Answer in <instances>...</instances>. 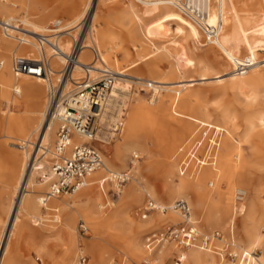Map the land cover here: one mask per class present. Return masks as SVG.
Returning a JSON list of instances; mask_svg holds the SVG:
<instances>
[{
    "label": "bare ground",
    "instance_id": "1",
    "mask_svg": "<svg viewBox=\"0 0 264 264\" xmlns=\"http://www.w3.org/2000/svg\"><path fill=\"white\" fill-rule=\"evenodd\" d=\"M137 1L142 5L139 9L136 8L132 0L70 1L71 6L67 8L71 12L81 11V6L85 7V12L79 13L72 21H67L64 30H62L64 32L49 37V40L60 50L57 54L52 55L49 45L44 48L45 55L50 56L52 80L53 76L55 80L59 77V71L64 63L62 54L70 51L73 40L77 37L81 29V23L85 18L88 19V23L87 28L84 29L85 32L80 37L82 46L78 59L81 63L91 62L90 48H96L99 59L94 62L95 68L100 66L99 60L108 62L113 66L117 63L112 51L116 45L114 44L115 36L109 26V23L113 21L124 25L133 41L140 38L152 43L151 51L141 54V61L149 59L154 51H162L161 47L154 44L157 39L174 38L173 43L180 46L179 49L186 66H193L195 59L188 56L187 49L183 45L184 42L182 43L177 39L182 38L184 41L197 42L200 46L210 44L211 46L208 49L211 52L212 61L221 63L224 71L216 72L214 77L209 78L211 66L205 65L202 59H196L202 66L198 73V80L203 83L213 79L218 82L217 85L236 90L246 82H256L260 71H264V57L260 56V52H264V9H262L264 0H181L183 5L193 4L199 10L207 9L210 23H214L218 12L221 13L223 22L221 32L216 39L208 43L205 38V41L201 42L202 31L182 15L175 5L169 4L165 0ZM32 7L33 0L0 1V16L2 17L0 21L11 22L13 27L17 28H13L12 32L25 36L31 42L29 44H18L17 42L13 44V39L4 35L5 38L0 37V63H2L0 68V179L3 185L11 189L12 194V203L4 220V224L8 225L6 235L11 234L16 228L19 236L26 239L24 241L25 247L32 248L38 257L46 256L48 264H80L79 261L76 262V255L80 256L82 252V247H80L75 236L77 218L82 216L90 224L95 235L105 234L106 238L121 237L118 219L124 214L122 212L124 205L135 196L136 187L132 183L120 197L117 208L106 218H100L97 209L102 206L103 183L107 178L113 180L112 175L116 172L114 162L117 161L121 167H124L126 155L139 147L140 142L146 140L162 141V138H165L166 133H168V129L164 125V118L166 117L170 123L176 124L179 129L184 128L189 131H193V128L201 122L200 111L192 105V102H196L198 97V94L191 88L196 79L191 77L188 80L184 79L176 82H168L159 78L145 79L133 69L140 63L138 59H133L129 63L120 66L116 70L120 75L119 82L117 81L111 95L119 97L122 94L127 96L129 94L131 101L130 109L124 116L123 128L118 134L114 154L115 161L105 160L99 169L87 177L86 184L83 187L72 193H66L69 195L76 192L71 198L56 199L61 194L46 197V186L49 185L53 177L50 172L47 174L45 168L51 163L48 157L49 155L50 159L52 157L56 140L57 121L45 116L47 101L43 111L31 107L28 110L29 115L14 114L19 111L17 104L21 103L20 100L24 94L29 95L30 98H35L43 96L44 91L47 90L46 79L34 77L27 73L14 75L11 70L13 55H23L31 59H38L40 56L34 45L33 34L44 31L46 29L45 25L38 20L32 21L25 15L22 18H14L18 10L22 11V14L29 13ZM105 10L108 13H99ZM64 14L70 15L72 13ZM18 23L20 26H16L19 25ZM23 24L27 28L22 27ZM0 31L2 32V30ZM66 37H69L70 41ZM168 50L165 48L162 52ZM124 55L128 56V53L124 51ZM3 63H5L4 67H2ZM90 73L91 76L94 75L95 70L93 69ZM146 73L151 77L155 75L154 71ZM80 76L81 78L84 76L83 70L80 65H76L72 68L70 77L65 82L64 90L68 92L72 88L71 86L79 81ZM135 79L150 82L152 89H161V91L166 92L156 106L147 108L136 88L134 92L126 91L129 82L139 84ZM168 91L173 92L172 97L167 93ZM168 98H171L169 105L166 102ZM4 101L8 103V107L5 109L1 106ZM148 103L155 104V101H148ZM249 106H251L250 103L247 104V107ZM257 106L251 117L245 120L246 130L244 134L248 135L255 132L264 145V99L257 103ZM232 121L233 117H224L223 120L224 123ZM149 125L155 131L152 134L143 133V129ZM34 131H37L35 139ZM94 138L102 142L97 134ZM81 141L91 142L84 135L75 134L71 138L73 143H80ZM52 143H54L53 147ZM172 144L178 145V139ZM8 147L16 151L11 152ZM28 147H31V149H28ZM142 149L145 155L148 156L149 150ZM228 149V147H225V152H227L225 156L231 157L236 163L231 168H227L226 164L218 158L217 164L216 160L214 165L201 167L197 174L191 177V192L197 205L206 204L207 206V211L204 214L207 226H218L220 223L225 222L229 219L231 212L239 215L243 214L244 216L238 222L235 218H230L228 222L229 235L213 240L214 249L204 250L195 245L182 249L181 253L190 254L193 264H216L214 254L220 255V248L227 243L231 245L232 250L235 252L243 250L255 252L262 243L261 226L258 224L264 217V213H258L256 208L257 202L261 199L260 189L248 178V164L245 160L240 159L239 156L229 155ZM257 166L260 168L263 165L258 163ZM171 168L179 173L178 157L174 158ZM237 172L240 173L238 178H236ZM108 174L110 175L108 176ZM38 175L41 176L42 181L37 179ZM134 180L136 182L137 178H134ZM180 185L185 187L183 181ZM115 186H117L116 183ZM237 188L243 189L245 194L249 193L248 202L244 205V209L241 207L243 200L236 202L233 196V191ZM180 195L183 197L184 194L180 193ZM44 199L46 200L44 201ZM82 199H86V202H82ZM174 201L176 200L170 197L168 204H172ZM170 211L173 210H169L168 213L157 212V218L162 222L168 219L172 220V218L175 219L174 211ZM34 217L40 220L41 225L48 231L40 242L35 241L32 238L33 235H26L28 228L25 221ZM55 217L58 218L53 219ZM34 221L36 220H31V225L38 224ZM32 222L34 223L32 224ZM235 222L240 226L245 237V242L242 244H238L232 236L231 226H234ZM104 236L96 237L103 239ZM121 239L124 241V238ZM47 240H52L58 250H47L44 245ZM1 241L2 238L0 237V264H13L11 260L4 259L7 244L3 243L1 246ZM94 243L93 241L87 245L92 252L95 250ZM130 244L129 241L127 246H130ZM177 250V246L172 243L169 248L165 247L157 252V255L152 258L151 264H164L165 258L174 255ZM21 260L18 264H36L29 253L24 254ZM148 262L146 260V263ZM251 264H264V256L256 255L251 260Z\"/></svg>",
    "mask_w": 264,
    "mask_h": 264
},
{
    "label": "rangeland",
    "instance_id": "2",
    "mask_svg": "<svg viewBox=\"0 0 264 264\" xmlns=\"http://www.w3.org/2000/svg\"><path fill=\"white\" fill-rule=\"evenodd\" d=\"M14 1L16 2V0ZM14 1L11 0V2ZM70 1L72 0H33V7L32 9L30 8L29 13H53L46 19L44 24L45 27H47V25H49V23H51L55 19H62V22L65 25L67 23L66 19L68 18V15L64 13H77L76 16H78L79 13L83 11L85 12L84 6H81V11L79 12H71L69 8H67L71 6ZM132 2L137 9L142 6L134 0H132ZM262 9H264V6L262 7ZM16 13L17 14L14 15V18L17 19L22 18V16L24 15L20 10H18ZM99 13H108V11L105 10ZM1 18L2 17L0 16V19ZM109 26L115 36L114 44L116 45L113 47L112 51L116 57L117 63L113 66L108 62H104L112 69L118 70L120 66L129 63L133 59H138L140 63L133 69H135L136 72L143 76V78L145 79L159 78L168 82H176L184 79L188 80L191 77L195 78L196 82L191 86V88L198 94V97L196 101L197 103L192 102V105H194V107H196L200 111L202 119L201 122H199L193 128V131H189L184 128L179 129L176 124L170 123L167 117L164 118V125L165 127H167L166 129H168L167 131L169 133H166V139L163 137L162 141L146 140L140 142L139 147L130 151L126 155L124 167H121L114 158L115 146L116 142L118 141V134L121 132L123 126L120 132L114 135L108 141L104 140V133L99 132L100 135L97 134L98 138H100L102 142L97 140L96 142H93V145L101 151L103 162L105 160L115 161V174L124 171H130L131 175L130 179L120 187V190L117 186H115L114 181H110V178H107L104 181V192L102 193L101 200L102 206L97 209L100 218H106L117 208L120 197L124 192H126V190H128L130 184L134 183L136 188L134 198L127 201L122 210L124 214L118 219L121 237L106 238L104 236L105 234L101 236L95 235L90 224L82 216L77 218L75 236L78 239L80 247H82L81 254H84L87 257L85 264H143L144 262L146 263V260L149 261L146 264H151L153 260L152 258L157 255V252H159L161 249H164L165 247H170L173 242L155 247L156 243L154 242L146 244L145 238L148 235H152L159 229L166 228L169 224H178L182 221V219L177 213L173 211L170 212H173L175 219H168L165 222H162L157 218V212L150 214L146 219H141L139 215V208L142 206L146 198H153L163 204H168L170 201V197L174 198V200L184 199L190 206L191 217L197 223L198 230L200 232L208 233L214 230H218L224 237H227L229 235L228 222L230 218H235V220L238 222V220H240L244 215H239L235 212H231L229 219H227L225 222L220 223L218 226H207L204 220V214L207 211V206L206 204L199 206L195 203L191 192V177L180 175V173L175 172L171 168V164L174 161V158H177L179 156L178 149L182 146L181 144L186 140V138H188L189 135L193 133L196 134L197 129L200 126H208L213 128L217 127L218 130L221 128L224 130L220 138L216 164L218 163V158H220L226 164L227 168H231L236 163L231 157L225 156V153H227L225 152V147L229 148V155L239 156L240 159L242 158L243 160H245V162L248 164V178L252 180V183H254L261 192V199L256 204V208L258 210L257 212L260 214L264 213V145L260 138L255 134V132H251L248 135L244 134L246 130V118L251 117V115L253 114V110L258 107L257 103H260L264 99V71H260L256 82H246L236 90L226 89L221 85H217L218 82L213 79H210L209 81H205V83H203L202 81L198 80V73L200 67L202 66L196 61V59H202L205 65L208 64L211 66L212 69L210 71V75L208 76L209 78L214 77L216 72L224 71L221 63L212 61V55L208 49V47L211 46L210 44L200 46L197 42L189 40L184 41L182 38H175L177 40H180L182 43L184 42L183 45L187 49L188 56L195 59V64L193 66H186L185 60L182 57L179 49L180 46H177L173 43L174 38L166 40L157 39L154 41V44L156 46L161 47L162 51H164L165 48L169 50L167 52L154 51L153 55L149 59H147L146 61H141V54L151 51V47H153L152 43H150L149 41L141 40L140 38L133 41V39H131V37L129 36L126 27L119 23L111 21L109 23ZM22 27L27 28V26L24 24ZM1 36L5 38L0 31V37ZM66 39L70 41L69 37H66ZM204 41V36L202 35L201 42ZM13 44H16V41H13ZM124 51L128 53V56L124 55ZM260 54L261 57H264L263 51H261ZM92 57L93 55L90 52V59H92ZM4 66L5 63H3L2 67ZM148 71H154L155 75L151 77V75L146 73ZM53 81H56L54 79V76ZM129 84H127L126 91L130 90V92H134V89L136 88V91L142 99L143 104L147 108L156 106V104H158V102L162 99V96L166 93L162 90L158 94V97L155 100V104L148 103L149 91L147 89H145L144 91L141 90L132 82H129ZM167 93L172 97V91H168ZM128 96L125 94L119 96L120 98L126 100L124 116L130 109L131 97ZM47 98L48 97L46 90L43 97L44 104L41 108L42 111L45 107ZM20 101L21 103L17 104L19 111L15 112L14 114L20 116L29 115V107L25 109L26 102L24 101V99H21ZM166 102L169 105L171 102V98H168ZM249 103L251 104V106L247 107V104ZM1 106L5 109L8 107V103L4 101L1 103ZM224 117H233V121L224 123ZM124 122L125 120L123 119V124ZM154 131L155 129L149 125L146 126L142 132L146 134H152ZM212 131L214 130L212 129ZM33 134L35 139L37 131H34ZM169 137L171 138V140ZM176 139H178V145L175 146L174 144H172V142L176 141ZM53 144L54 143H52V147ZM8 148L13 149L11 147ZM29 148L31 149V147H28V149ZM142 148L149 150L148 156L145 155ZM13 151L16 150L14 149ZM20 152L22 151L20 150ZM133 152H136L139 155V159L133 161L132 164L131 154ZM48 160L51 161L50 155L48 157ZM258 163H262L263 166L258 168ZM50 164L51 163H49L45 168L47 174H49L48 172ZM238 174L240 173L237 172L236 178H238ZM109 175L110 174H108V176ZM134 178H137L136 182ZM37 179L42 181L41 176L39 175L37 176ZM182 181L184 182L185 187H181L180 184ZM48 186L49 185L46 186V191L48 190ZM180 193H183L185 196L183 195V197H181ZM234 193L235 190L233 191V196ZM75 194L76 192L69 195L61 194L60 196H57L56 199H69ZM248 198L249 193L247 192L241 204V207L243 209L244 205H246V203L248 202ZM82 202H86V199H82ZM11 203V189L3 185L0 179V237L2 238L1 246L3 245V243L7 244L4 259L11 260L13 264H18L22 261L21 259L22 257H24V254L29 253V255L34 258L36 264H48L46 256L38 257L32 248L25 247L24 241L26 239H23L21 238V236H19L18 232H16V228L11 234L6 235V233L8 232V225L4 224V220ZM168 212L169 211L165 213ZM57 218L58 217H55L53 219ZM80 219L87 225L88 232L86 235L80 234L78 231L77 225ZM31 220H36L34 222H37L38 224L31 225ZM25 222L28 228L26 231V235H33L32 238L37 242H40L42 238H44L43 236L48 233V231L45 230V227L41 225L40 220L36 219L35 217L32 219L28 218ZM34 222H32V224ZM258 225L261 226L260 233L262 234V243L260 244L259 248L256 249V252L257 255L264 256V217L259 221ZM231 227L233 230L232 236H234L236 242L238 244L244 243L245 237L241 231L240 226H238V224L235 222L234 226ZM96 236H104L105 238H97ZM121 238H124V241H122ZM93 241L95 242L94 252H92L87 246L90 242ZM129 241L131 244L130 246H127ZM227 244H224L222 248H220L219 253L222 257L219 254H214L216 264H230L227 260V257L223 256L221 253V250L223 249V247L225 248ZM44 245L46 246L47 250H58V247L52 240H47L46 242H44ZM229 249H232L230 245L228 246L227 250L229 251ZM172 257L173 255L170 257H166L164 264H171ZM78 258L79 255H76V262H78ZM184 264H193L191 256L188 253H184Z\"/></svg>",
    "mask_w": 264,
    "mask_h": 264
},
{
    "label": "built area",
    "instance_id": "3",
    "mask_svg": "<svg viewBox=\"0 0 264 264\" xmlns=\"http://www.w3.org/2000/svg\"><path fill=\"white\" fill-rule=\"evenodd\" d=\"M135 1L139 3V1ZM165 1L175 5L182 15L192 21L202 31L207 43L218 37L223 26L220 12L217 13L214 23H210L209 13L205 8L199 10L193 4L183 5L181 0ZM87 23L88 19L85 18L81 23V29L77 37L73 40L70 51L62 54L64 63L55 82L52 80V70L49 63L50 56L45 55L44 48L49 45L52 55L60 51L49 40V37L64 32L62 31L64 30V23L61 19L53 20L47 25L45 31L33 34L35 48L40 53L38 59H31L23 55H13L11 61V70L14 75L27 73L47 81L48 98L45 116L56 120L57 128L49 166V172L53 178L49 182L46 197L72 193L83 187L86 184L87 177L103 164L101 151L93 145V142L97 141L94 138L95 135L99 134V132L104 133V140L108 141L118 134L123 126L125 99L111 95L120 76L118 71L112 69L102 60H99L100 66L96 67V69L94 62L99 59V55L94 47L90 48L93 55L91 62L81 63L78 59L82 46L80 37L85 32L84 29L87 28ZM0 26L5 37L13 39L18 44L31 43L25 36L12 32L15 27H13L11 22L0 21ZM16 26H20V24ZM76 65H80L84 76L79 81H76L67 92L64 90V85L70 77L72 68ZM93 69L95 74L91 76L90 71ZM135 80L139 82V84H135L138 88L143 91L145 89L149 91L148 101L154 102L161 89L154 90L151 88L150 82H144L142 79ZM111 102L112 104H110ZM200 127V131L178 149V171L180 175L193 177L201 167L214 165L217 160L223 129L218 130L217 127L208 126ZM75 134L84 135L91 142L81 141L80 143H73L71 138ZM68 147L70 148L66 151ZM131 158V163L133 164V161L139 159V155L133 152ZM130 177V173L124 171L113 174V180L110 181H115L118 189H120ZM234 197L236 202L242 201L245 197L244 190L237 188ZM169 210L178 213L182 221L178 224H170L166 228L159 229L152 235H148L145 238L146 244L154 242L156 243L155 247H159L164 243L173 242L178 250L173 255L171 264H183L184 254L181 252L182 249L189 246L195 245L204 250L214 249L212 241L222 236L220 231L201 233L198 230L197 223L191 217L190 206L184 199H177L172 204H162L153 198H146L139 208V215L142 218H146L151 213H165ZM77 228L80 234L86 235L88 232L87 225L81 219L78 221ZM229 245L227 244L225 248L223 247L221 253L227 257L230 264H251V260L257 255L256 251L243 250L235 252L232 249L228 251ZM86 260L87 257L84 254H81L78 258L80 264H85ZM143 264L146 263L144 262Z\"/></svg>",
    "mask_w": 264,
    "mask_h": 264
},
{
    "label": "crops",
    "instance_id": "4",
    "mask_svg": "<svg viewBox=\"0 0 264 264\" xmlns=\"http://www.w3.org/2000/svg\"><path fill=\"white\" fill-rule=\"evenodd\" d=\"M51 14H53V13H24V15L25 16H27L28 18H30L32 21H36V20H38L41 24H45V21H46V19L51 15ZM60 14V13H59ZM41 15V16H40ZM77 15V13H72V14H70V15H68V18L66 19L67 21H71L75 16ZM62 20V19H61ZM96 49V48H95ZM97 50V49H96ZM98 51V50H97ZM90 52H91V49H90ZM13 57V56H12ZM92 59H93V57H92ZM11 61H12V58H11ZM49 63H50V58H49ZM45 92V91H44ZM43 97H44V95L43 96H39V97H35V98H30V96L29 95H27V94H24V96H23V98L22 99H24V101L26 102L25 104V109H27L28 107L29 108H33V107H36V108H38V109H40L41 110V108L43 107V104H44V100H43ZM200 129H201V127H199L198 129H197V132H196V134L200 131ZM222 129V128H221ZM223 132H224V130H223ZM222 132V133H223ZM195 133H193V134H191V135H189L188 136V138H186V140L181 144L182 146L183 145H185L186 143H187V141L193 136V135H196ZM222 135V134H221ZM180 145V146H181ZM11 150V152H13V150L14 149H10ZM186 176V175H185ZM152 214V213H151ZM150 215V214H149ZM148 215V216H149ZM147 216V217H148ZM146 217V218H147ZM140 218L141 219H146V218H142L141 216H140Z\"/></svg>",
    "mask_w": 264,
    "mask_h": 264
}]
</instances>
